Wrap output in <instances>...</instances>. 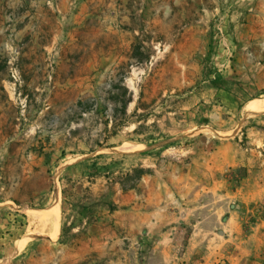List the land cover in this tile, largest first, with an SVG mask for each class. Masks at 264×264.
Returning <instances> with one entry per match:
<instances>
[{
	"label": "rangeland",
	"instance_id": "1",
	"mask_svg": "<svg viewBox=\"0 0 264 264\" xmlns=\"http://www.w3.org/2000/svg\"><path fill=\"white\" fill-rule=\"evenodd\" d=\"M116 2L128 18L109 31L107 0H0V264L72 249L106 264L89 248L127 174L209 172L217 145L264 119L249 108L264 100V0Z\"/></svg>",
	"mask_w": 264,
	"mask_h": 264
},
{
	"label": "crops",
	"instance_id": "2",
	"mask_svg": "<svg viewBox=\"0 0 264 264\" xmlns=\"http://www.w3.org/2000/svg\"><path fill=\"white\" fill-rule=\"evenodd\" d=\"M122 5L107 0V30L127 20L126 10H117ZM247 138L246 144L238 137L217 145L209 172L169 174L168 183L143 177L137 189L121 188L120 211L112 216L117 221L107 226L102 246L89 253L106 264H264V218L254 216L264 209V119L247 129ZM129 206L131 211L122 209ZM134 245L135 261L128 258ZM62 255H56L61 264H80L87 256L74 249Z\"/></svg>",
	"mask_w": 264,
	"mask_h": 264
},
{
	"label": "trees",
	"instance_id": "3",
	"mask_svg": "<svg viewBox=\"0 0 264 264\" xmlns=\"http://www.w3.org/2000/svg\"><path fill=\"white\" fill-rule=\"evenodd\" d=\"M131 99L123 102L121 113L125 114V109L127 108L128 103ZM100 147H104L102 144ZM149 171L143 168H134L129 174H127L120 182L121 188L124 191L135 190L142 178L148 174Z\"/></svg>",
	"mask_w": 264,
	"mask_h": 264
},
{
	"label": "bare ground",
	"instance_id": "4",
	"mask_svg": "<svg viewBox=\"0 0 264 264\" xmlns=\"http://www.w3.org/2000/svg\"><path fill=\"white\" fill-rule=\"evenodd\" d=\"M129 85H130L131 88H135L134 81L131 80L129 82ZM249 108H251L252 110L257 111V112H264V100H255V101H252L249 104ZM135 147L136 146H134V145L132 146L130 144H127V145H124L121 149L124 150V151H132V150H135ZM58 207H59V204H57V206L53 209L57 213V215L59 214V208ZM45 214H49V213H45ZM42 215H44V214H42Z\"/></svg>",
	"mask_w": 264,
	"mask_h": 264
},
{
	"label": "built area",
	"instance_id": "5",
	"mask_svg": "<svg viewBox=\"0 0 264 264\" xmlns=\"http://www.w3.org/2000/svg\"><path fill=\"white\" fill-rule=\"evenodd\" d=\"M236 209L239 210V211H242L243 210V206L241 204H236ZM254 216L257 217V218H264V209L263 208H257L255 211H254Z\"/></svg>",
	"mask_w": 264,
	"mask_h": 264
}]
</instances>
